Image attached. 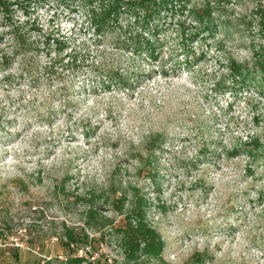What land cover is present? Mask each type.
Instances as JSON below:
<instances>
[{"label": "rangeland", "instance_id": "obj_1", "mask_svg": "<svg viewBox=\"0 0 264 264\" xmlns=\"http://www.w3.org/2000/svg\"><path fill=\"white\" fill-rule=\"evenodd\" d=\"M215 1L183 0L188 8ZM256 1L225 0V4L227 12L237 16ZM14 4L13 20L28 19L43 32L64 36L68 53L74 50L83 60L73 71L54 69L56 74L37 89L27 81L13 87L0 83V239L19 250L22 264H65L69 253L60 237L64 227L83 228L90 194L100 214L114 223L121 221L105 203L110 190L125 194L127 201L133 191L144 198L146 219L164 243L160 264H264V205L255 207L264 191V166L254 165L250 176L245 174L246 158L228 160L222 152L218 159L199 153L204 141L209 142V152H220L238 138L245 140L264 130V97L211 91L213 81L201 72L210 76L217 67L214 41L193 45L208 53L203 69L194 74L182 72L169 80L153 77L133 96L113 88L107 92L101 89L92 63L117 62L136 73L152 65L145 58L131 62L130 54L111 48V39L98 43L79 8L71 11L46 0ZM173 28L160 34L166 41L161 62L167 68L180 54ZM233 42L226 41V46H232L236 57L245 58L247 53ZM47 63L41 57L40 66ZM153 68L159 70L160 64ZM19 72L16 64L8 73ZM6 74H0V80ZM156 132L166 137L149 153L145 146ZM86 232L94 236L91 230ZM98 250L73 247L72 255L101 264L105 259L120 260L108 243ZM198 253L205 255L204 263L196 261ZM0 257V264H5Z\"/></svg>", "mask_w": 264, "mask_h": 264}, {"label": "trees", "instance_id": "obj_2", "mask_svg": "<svg viewBox=\"0 0 264 264\" xmlns=\"http://www.w3.org/2000/svg\"><path fill=\"white\" fill-rule=\"evenodd\" d=\"M46 1H54L70 10L75 7L81 9L98 43L111 39V48L123 54H130L131 62L145 58L152 65L148 71L140 70L136 73L128 72L117 62L96 65L92 63V71L95 77L99 78L101 89L104 91L110 92L113 88L133 96L134 90L150 83L157 76L169 80L178 79L182 72L194 74L196 69H203L202 65L206 62L208 53L201 49L196 51L193 45L211 39L215 43L213 51L219 55L215 60L217 67L211 70L210 76L208 72L198 71L213 81L211 91L217 95L228 94L233 97L240 95L251 98L254 94L260 98L264 97V0H257L248 12L237 16H234L233 12H227L225 0L207 2L194 8H188L183 0ZM14 3H17V0H0V29L4 31L0 34V74L7 73L0 80L1 84L13 87L27 81L33 89H37L41 81L56 74L54 69L70 68L73 71L79 68L80 63L83 64L76 51L70 50L68 53L64 36L43 32L35 22H29L28 19L24 22L13 20V5H17ZM23 15L28 17L29 13L25 10ZM186 21L191 24L186 26ZM171 25L172 28L175 26L172 31L178 38L180 54L175 55L177 59L174 66L167 68L164 61L161 62L166 41L160 38V34ZM220 33H223L222 39H217ZM226 41L236 42L237 48L248 55L246 54L245 58L240 57L241 59L236 57L231 52L232 46H226ZM2 46L7 50L2 49ZM51 55L54 58H51ZM41 57L48 59V63L40 66ZM155 63L160 64L159 70H154ZM16 64H19L20 72L17 76H12L8 72ZM263 132L248 135L245 140L238 138L230 148L222 147L220 152L214 153L209 152V142L204 141L199 153L202 157L208 153L218 159L222 152L228 160L246 158L245 174L253 176L254 165L264 166ZM87 134L88 132L83 133V136L86 137ZM165 137L164 132L151 134L145 146L146 151L151 153L153 145L163 143ZM136 160L144 163L140 156H137ZM133 192L131 201H127L125 194L118 190L108 192L105 203L110 204L112 211L122 218L118 223L100 214L94 194L89 195L83 228L76 230L64 227L60 237L59 242L63 250L69 253L65 264H101V260L94 259L92 262L89 258L75 257L72 252L73 247H84L98 253L103 243L110 244L120 255L119 261L108 262L105 259L104 264L163 263L161 253L164 243L146 219V201L142 196H137L138 192ZM263 201L264 191H261L255 200L257 205L253 201L252 205L262 206ZM87 229L91 230L94 236L88 235ZM3 241L0 239V256H3V263L22 264L19 250L9 247V242ZM261 252L264 253V249ZM204 256L198 253L196 261L204 263Z\"/></svg>", "mask_w": 264, "mask_h": 264}]
</instances>
